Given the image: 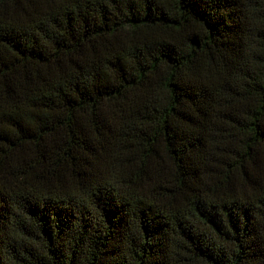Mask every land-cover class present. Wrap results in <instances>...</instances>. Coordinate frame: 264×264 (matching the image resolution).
<instances>
[{"label":"trees","instance_id":"16d2710c","mask_svg":"<svg viewBox=\"0 0 264 264\" xmlns=\"http://www.w3.org/2000/svg\"><path fill=\"white\" fill-rule=\"evenodd\" d=\"M0 264H264V0H0Z\"/></svg>","mask_w":264,"mask_h":264}]
</instances>
